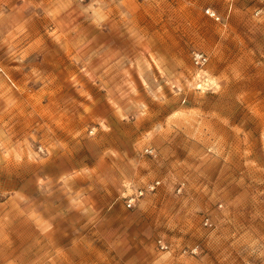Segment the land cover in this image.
I'll return each instance as SVG.
<instances>
[{
    "label": "rangeland",
    "instance_id": "374dc122",
    "mask_svg": "<svg viewBox=\"0 0 264 264\" xmlns=\"http://www.w3.org/2000/svg\"><path fill=\"white\" fill-rule=\"evenodd\" d=\"M72 2L108 40L3 75L0 264H264V0Z\"/></svg>",
    "mask_w": 264,
    "mask_h": 264
},
{
    "label": "crops",
    "instance_id": "0c3cea01",
    "mask_svg": "<svg viewBox=\"0 0 264 264\" xmlns=\"http://www.w3.org/2000/svg\"><path fill=\"white\" fill-rule=\"evenodd\" d=\"M50 1L0 0V94L4 95L1 89L6 86L9 93L12 89L5 82L4 74L13 79L17 72L25 76L34 72L46 73L43 77L45 80L40 78L39 88L34 91L27 88L29 80L12 81L17 93L12 94V98L6 96L5 103L18 100L32 105L31 96L34 103L51 99L57 81H47L48 73L53 70L49 67L62 63L60 58L63 56L73 63L74 52L80 45L95 47L100 38L108 40L109 34L101 29L105 17H94L93 13L87 21L86 17L75 15L74 2L69 5L70 0ZM48 55L59 56H55L52 63L47 60ZM35 93L37 95L33 96ZM127 184H130L129 181Z\"/></svg>",
    "mask_w": 264,
    "mask_h": 264
},
{
    "label": "built area",
    "instance_id": "2783aa9c",
    "mask_svg": "<svg viewBox=\"0 0 264 264\" xmlns=\"http://www.w3.org/2000/svg\"><path fill=\"white\" fill-rule=\"evenodd\" d=\"M205 12L207 14H209L210 16H213L216 19H218V16L215 15V12L212 11L210 8H207ZM256 13H258V12H256ZM192 59L196 65H202L206 61V56L201 52H195V53H193ZM145 150L151 154L153 153V149L147 148ZM154 187H155V183H152L148 186L149 189H153ZM142 194H143V189H139L138 191H136L132 194H129L125 199L126 206L127 207H133L135 205V202L138 199V197L141 196ZM159 243H160L159 245H160L161 249L166 248V245L163 242L159 241Z\"/></svg>",
    "mask_w": 264,
    "mask_h": 264
}]
</instances>
